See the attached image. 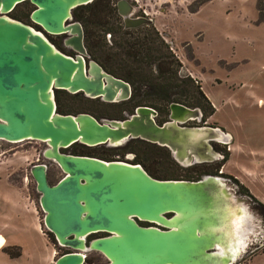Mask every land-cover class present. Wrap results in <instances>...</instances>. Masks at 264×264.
<instances>
[{
    "label": "water",
    "instance_id": "95a60500",
    "mask_svg": "<svg viewBox=\"0 0 264 264\" xmlns=\"http://www.w3.org/2000/svg\"><path fill=\"white\" fill-rule=\"evenodd\" d=\"M24 1L34 5L29 14L33 24L8 15ZM92 1L0 0V139L47 143L43 157L56 162L64 173L52 184L46 163L30 167L44 225L59 245L71 249L54 264H83L87 249L103 253L106 264H231L239 253L241 234L236 231L242 224L233 227L243 220L244 207L224 177L158 179L139 163L62 152L75 143L119 145L139 138L167 147L179 164L188 166L220 158L212 142H228L220 127L188 124L203 122L202 110L180 102L169 104L163 123L157 121L156 109L146 105L121 120L99 121L89 113L57 111L55 89L81 91L106 101L125 99L131 93L128 82L106 72L95 60L86 62L84 29L74 20L73 10ZM116 6L125 28L153 23L152 18L135 15L128 0H117ZM34 25L50 34L67 33L65 42L77 55L58 49ZM199 205L211 208L210 214L193 216ZM247 213L252 235L255 214ZM135 217L166 229L139 225ZM96 230L113 234L86 245V235Z\"/></svg>",
    "mask_w": 264,
    "mask_h": 264
},
{
    "label": "rangeland",
    "instance_id": "374dc122",
    "mask_svg": "<svg viewBox=\"0 0 264 264\" xmlns=\"http://www.w3.org/2000/svg\"><path fill=\"white\" fill-rule=\"evenodd\" d=\"M128 1L136 8L135 15L152 18L155 28L181 63L180 76L189 75L197 80L211 102L214 112L204 115L201 124L217 126L229 133V144L224 145L228 159L220 166L224 174L238 178L249 189L254 196L250 201L252 205L257 200L264 204V15H260L259 0ZM33 8V4L24 1L8 15L33 24L29 17ZM51 38L59 39L57 35ZM93 110L100 117L119 112L118 107L111 105H99ZM167 115L168 107H165L156 119L163 122ZM47 146L35 139L19 142L0 139V235L5 238L0 236V264H54L59 255L70 251L48 235L40 194L30 173L32 164L43 162L48 165L50 183L64 175L57 164L43 159ZM217 146L220 148L221 144ZM93 149L111 154L105 146L74 144L65 148L77 152ZM219 153L217 163L223 156V152ZM123 158L131 160L133 156L127 152ZM146 167L158 171L155 163H146ZM166 169L158 174L180 178L195 175L180 167ZM11 182L20 191L19 198ZM226 184L231 186V181ZM23 197L29 210L19 208L18 200ZM210 210L199 205L192 215L208 216ZM18 211H23L24 220L19 218ZM256 218L253 219L255 225L259 222V217ZM254 233L251 239L257 238ZM7 250H19L21 254L10 256ZM87 255V259L107 261L97 252ZM248 264H264V245L250 253Z\"/></svg>",
    "mask_w": 264,
    "mask_h": 264
},
{
    "label": "trees",
    "instance_id": "16d2710c",
    "mask_svg": "<svg viewBox=\"0 0 264 264\" xmlns=\"http://www.w3.org/2000/svg\"><path fill=\"white\" fill-rule=\"evenodd\" d=\"M116 2L117 0H94L73 10L74 17L84 27V42L88 53L106 70L130 82L135 103L149 105L160 111L171 102H180L190 107H200L203 116L211 115L214 108L200 84L189 75L184 78L180 76L181 63L154 24L125 28L122 17L117 12ZM258 2L260 15L263 17L264 0ZM107 34H110L109 39ZM68 96L69 100H77L78 97ZM56 103L57 111L62 114L88 111L86 107L74 106L73 103L65 101L61 94L56 95ZM126 147H130L135 153L136 163L141 164L155 178L189 180L198 173L193 169L189 170L195 175L187 178L166 173L158 174L159 171L167 170L166 167H180L167 147L142 139H133ZM78 152L85 155L87 151ZM86 155L100 156L89 152ZM227 158L226 152L225 159L219 162L218 168ZM146 163H155L158 171L149 170ZM242 187L249 193V189L243 185ZM48 235L54 236L51 232ZM7 253L14 257L21 254L19 250H7Z\"/></svg>",
    "mask_w": 264,
    "mask_h": 264
},
{
    "label": "flooded vegetation",
    "instance_id": "af4514ba",
    "mask_svg": "<svg viewBox=\"0 0 264 264\" xmlns=\"http://www.w3.org/2000/svg\"><path fill=\"white\" fill-rule=\"evenodd\" d=\"M74 20L79 21L75 17H74ZM35 26L38 27L39 29H41L44 32V30L39 25H35ZM83 29H84V27H83ZM44 33H45V35L48 38L50 37L49 39L54 43V45L58 49H60L61 51L65 52L66 54H69V55H71L73 57H75L77 55V51L72 46L67 45L66 42H65L66 38L68 37L67 33H63V34H50V33H47V32H44ZM51 35H57L59 37V39H53V38H51ZM85 59H86V62H89L90 60H95L96 61V59H94L89 53H88V56L85 57ZM96 62L99 63L98 61H96ZM102 68L106 72L110 73L111 75H113V76H115L117 78H120V79H122V80H124V81H126V82H128L130 84L129 81L114 75L110 71L106 70L103 66H102ZM130 87H131V93H130L129 97H127L125 99L118 100V101H106V100L102 99L101 97H89V96L85 95L81 91L72 93V92H69V91L64 90V89H55V96L57 94L58 95L61 94L62 98L65 101L69 102L70 104L73 103L74 106L77 105L79 107L88 108L87 112L84 111V112H79V113H89V114L93 115L96 119H98L99 121L105 120V119H120L121 120V119H124V118L128 117L130 114H132L135 111L136 107H138L140 105H143V104L135 103L136 100L132 99V97H133V95H132L133 94V87H132L131 84H130ZM67 94L68 95H77L80 99L77 97V100H69V96ZM99 105L100 106L101 105H111L113 107H118L119 108V112L117 114L116 113H113V114L112 113L111 114L108 113V116L104 115L103 117H100L93 110V109H95V107H99ZM146 106H149V105H146ZM153 108H155V107H153ZM156 111L159 112L158 109H156ZM104 113H106V112H104ZM70 114H77V113H70ZM168 114H169V105H168ZM166 120H168V115H167V119ZM158 122L159 123H163L164 121L163 122L158 121ZM203 122H204V120H203ZM203 122H198L196 120H190L187 123L190 124V125H195V124H199L200 125ZM133 139H139V138L128 139V140H126L125 142H123L122 144H119V145L100 144V145H96V146H87V145H84V144H81V143H75V144H81V145L86 146V147L105 146L106 148L110 149V151H111L110 153L111 154H106L105 152H102L99 149H98L99 151L96 150V149H93L92 151L91 150L87 151L86 154H88V152L90 154L91 153L95 154V155L97 154V155H100V156H98V158L101 157V159H104V160H122V161L130 162V163H136V161H135V153L130 149V147H128V148L126 147L127 143L129 141L133 140ZM218 144H221L220 148L217 146ZM225 144H229V143L228 142H224V141L212 142V145H213V147H214V149L216 151L223 152L222 160L225 159V153L227 152L224 149L225 148V146H224ZM61 150H62V152L68 153V154L83 155V154H81L80 152H77V151L65 150V148H62ZM127 152L130 153L131 156H133V159L130 160L128 158H126V159L123 158V156ZM87 156H90V155H87ZM93 157H96V156H93ZM43 159L46 160V161L54 162L53 160L46 159L44 157H43ZM218 159L212 160L210 162L195 163V164H191V165H188V166H183L181 164H179V165H180L181 168H183V169H185L187 171L193 169V170H195V172H198L196 174V177H194L192 179H189V180L195 181V180H200V179H202V178H204L205 176H208V175H217V176H222V177H228V179H226V181H231V186H228V189L235 195L234 196L235 198H238V201H242L243 200L241 204L244 207L243 221H242V225H241V228H242V231H243V233L241 235L242 244H240L239 253L236 256V259H234L231 264H248L250 253L253 252L254 250L260 248L262 245H264V204L261 201L257 200V202L252 205V203L250 201L254 200V198H253L254 196L251 194L250 191H249V193H250L249 194L242 187L243 184L238 180V178L233 177L231 175H226V174H224L222 168H220V167L218 168V166H217L219 164V163H217ZM54 163L57 164L56 162H54ZM57 166H58V164H57ZM255 204H257L258 206L257 207L254 206ZM245 207H246V209H245ZM247 210H249V211L251 210L255 214V218L257 216L259 217V222L256 224L257 225L256 226L257 229H256V231L254 233L255 234L254 235L255 238L257 237L256 239H251V236H253V235H251V233L249 231L250 218H248L249 217V213H247ZM165 215L167 217H169L171 215V213H166ZM135 220L137 221V223L139 225H142V226H157V227H159L161 229H166L165 226L159 224L156 221L147 220V219H140L138 217H135ZM112 234H113L112 232L105 231V230H96V231L89 232L86 235V237H85L86 245H89L90 242L93 239L100 238V237H107V236H110ZM254 245H255V247H254V249H252V246H254ZM67 249L71 250L68 247H67ZM88 252H97L101 256L105 257V259L107 261L105 263H103L101 258L87 259V256H88L87 253ZM84 257H85V261H84L83 264H106L108 262V259L106 258V256L103 253H101L100 251H97V250H93V249H87L84 252Z\"/></svg>",
    "mask_w": 264,
    "mask_h": 264
},
{
    "label": "crops",
    "instance_id": "0c3cea01",
    "mask_svg": "<svg viewBox=\"0 0 264 264\" xmlns=\"http://www.w3.org/2000/svg\"><path fill=\"white\" fill-rule=\"evenodd\" d=\"M11 184H12V186H13V190H14V192L17 194V197L19 198V195H20V191L15 187V185H14V182H11ZM19 194V195H18ZM21 200V201H20ZM26 199L23 197V198H21V199H19L18 200V203H19V208L21 209V208H24V207H26L28 210L30 209L29 208V205H28V202H26L25 201ZM20 204H22V206H20ZM18 216H19V218L21 219V220H24L25 219V214L23 213V211H18ZM1 236V235H0ZM1 237H3V236H1ZM1 237H0V243H1ZM3 239L5 240V238L3 237ZM6 242V241H5ZM16 242V241H15ZM18 243V242H17Z\"/></svg>",
    "mask_w": 264,
    "mask_h": 264
},
{
    "label": "bare ground",
    "instance_id": "6f19581e",
    "mask_svg": "<svg viewBox=\"0 0 264 264\" xmlns=\"http://www.w3.org/2000/svg\"><path fill=\"white\" fill-rule=\"evenodd\" d=\"M227 134H229V133H227ZM223 141L226 142V140H223ZM228 141H229V135H228ZM242 221H243V220H242ZM242 221H241L240 223L234 225L233 229L235 230V229L237 228V226L241 225V224H242ZM232 225H233V224H232ZM236 232H237V234H241V235H242V233H243L242 229H241V230H238V231H236ZM239 242H240V244H242V239H241V238H239L238 243H239Z\"/></svg>",
    "mask_w": 264,
    "mask_h": 264
}]
</instances>
